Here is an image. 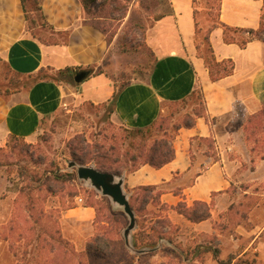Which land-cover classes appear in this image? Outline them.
I'll use <instances>...</instances> for the list:
<instances>
[{
	"label": "rangeland",
	"instance_id": "obj_1",
	"mask_svg": "<svg viewBox=\"0 0 264 264\" xmlns=\"http://www.w3.org/2000/svg\"><path fill=\"white\" fill-rule=\"evenodd\" d=\"M261 1L259 37L264 40V0ZM217 5V0H195L201 36L217 21ZM25 9L26 27L36 39L46 43L62 41L42 26L33 0H25ZM168 13L167 0H95L90 13L80 7V25L94 33L87 31L85 37L98 59L87 70L91 75L104 74L115 88L146 81L154 65L147 34L155 20ZM1 69L0 93L28 85L27 80L7 72L4 65ZM81 71L86 70L82 67L68 77H59L73 90L74 75ZM198 91L193 99L169 105L159 118L172 117L176 123L179 113L185 109L192 114L195 102L198 105L194 109L201 104ZM69 93L61 110L41 124L33 143L8 138L5 145H0V264H264V228H261L264 210H255L257 205L264 207L260 196L264 194V166L260 165L264 157V110L245 127L244 139L249 151L243 152L246 162L236 171V183L231 188L234 210H216L214 218H209L212 232L198 233L183 219H169L168 214H179L167 206L150 202L143 210L138 200L142 192L125 189L137 222L131 232L132 246L135 250H148L161 244L156 253L140 256L125 247L122 233L128 219L122 209L78 180L76 169L68 165L79 164L72 156V148L77 146L75 140L79 138L91 147L100 146L99 153L107 152L111 146L119 147L121 155L129 141L132 142V135L115 121L110 104L75 103ZM23 142L30 146H23ZM205 152L209 156L213 154L205 150L203 156ZM99 153L94 149L91 157L97 158ZM202 161L204 157L196 159V167ZM85 166L97 169L94 162ZM117 168L123 170L124 165ZM49 172L72 174L73 180L65 185H53L45 181L50 178ZM35 178L46 183L34 185L31 182ZM240 190L254 195L237 198ZM76 206L95 209L91 229L62 219L66 209ZM237 226L245 233H238ZM96 234L107 240L108 244L97 246L108 248L106 258L86 253L85 245ZM56 238L60 243H55ZM151 243L157 245L151 247Z\"/></svg>",
	"mask_w": 264,
	"mask_h": 264
},
{
	"label": "crops",
	"instance_id": "obj_2",
	"mask_svg": "<svg viewBox=\"0 0 264 264\" xmlns=\"http://www.w3.org/2000/svg\"><path fill=\"white\" fill-rule=\"evenodd\" d=\"M38 1L45 29L50 35L60 36L61 42L36 39L26 27L21 1L0 0V77L4 65L15 77L29 81L25 88L15 87L10 93L0 95V145H5L11 137L33 143L41 124L61 110L69 92L75 103L100 106L112 102L115 121L125 129L137 130L151 126L169 105L187 101L199 89L207 118L196 117L193 127L179 129L173 140V161L159 169L142 165L132 173H124L123 186L130 191L157 187L163 190L160 205L169 208L180 202L188 207L197 202L206 203L211 205V218L216 210H234L231 188L236 183V171L246 162L243 152L249 151L244 139L245 127L264 110V43L253 40L240 48L225 43L222 29H212L209 43L215 60H231L234 65L230 76L212 82L195 47L192 0H167L170 13L155 22L147 34L155 61L146 81L131 82L120 89L104 74H96L69 90L59 76L65 78L82 67L87 70L94 65L97 55L85 37L87 31L94 33L80 25L77 0ZM262 10L261 0H221L218 20L230 28L257 31ZM66 70L69 72L60 75ZM198 138L213 140L217 162L206 152L202 155L207 147L195 140ZM191 155L197 160L204 157L205 161L198 167L191 166ZM201 164L207 168L196 177ZM260 165L264 166V157ZM249 194L254 195L248 190L236 193L237 198ZM260 196L264 203V194ZM66 210L64 222L92 228L96 218L93 207ZM255 210L264 207L257 205ZM168 217L183 219L198 233L213 231L210 219L192 223L181 215L168 214ZM261 226L263 229L264 223ZM236 231L245 233L241 226Z\"/></svg>",
	"mask_w": 264,
	"mask_h": 264
},
{
	"label": "trees",
	"instance_id": "obj_3",
	"mask_svg": "<svg viewBox=\"0 0 264 264\" xmlns=\"http://www.w3.org/2000/svg\"><path fill=\"white\" fill-rule=\"evenodd\" d=\"M20 1L23 6L25 20H27L25 0H20ZM33 1L37 6V11L40 13V17L43 23L42 26H43L45 25V22L43 19V15L41 13L42 8L38 0H33ZM77 1L82 11L90 13L91 6L95 0H77ZM217 1H218V5L215 10L217 12L216 14L217 21L213 23V26L210 28V30H208L204 34V36H201V29L199 28L197 21L195 23L196 51L199 57L203 59L204 64L209 73V78L212 82L230 76L234 69V65L231 60L223 61V62H217L215 60L209 43V33L212 29L221 28L223 31L225 43L237 44L240 48H245V46L253 40H260L264 43V40H261V38L259 37V33H260L259 29L257 31H253V30L230 28L225 24L221 23L218 20L221 0H217ZM192 2H193V9L196 20L197 10L194 8L195 0H192ZM168 7H169V3H168ZM166 15H162L157 20H155V22L162 19ZM245 34H247L248 36H245ZM150 53L151 56L154 57L151 50ZM154 61H155V57H154ZM5 68L7 72L12 74L7 67ZM67 72H69V70L60 72V75ZM85 72L88 74V76L91 75L90 70H86ZM122 87H120V89H122ZM10 91L11 90H6L4 94L10 93ZM4 94L0 93V95L2 96ZM193 95L189 99H193L194 98ZM197 95H198L197 99H199L201 102L199 106L200 109L199 108L194 109L198 105L196 104L197 102H195L194 108L192 109L193 110L192 114L188 113L185 109L184 112L182 111L181 113H179V117L176 119V123L172 122L173 119L172 117L169 118L162 117V118H158L151 126L144 129H137V130L125 129L127 133L132 135L131 136L132 142L129 141V144H127L126 149L124 150L125 152L123 151L121 155L118 153L119 147L111 146L109 149L106 150L107 152L99 153L100 150H102L100 146L97 145L96 147H91L90 145L85 143L86 141L82 140V138H79L75 140V144H77V146L72 148V156L80 165H85V164L89 165L91 164V162H94L96 168L99 169V171L114 172V174L116 175H122L124 173L125 174L132 173L142 165H149L152 168L159 169L164 165L173 161L175 157L173 140L175 139L179 129L191 128L194 125V120L196 117H205V106L203 104V97L200 90L197 92ZM109 104L113 107L112 102ZM206 118L207 117H205V119ZM11 139H13L16 142L23 141L21 139H17L13 137H11ZM195 140L200 145H205L207 147L208 153L209 152L213 153L211 156H208L213 159V162L218 161V156L214 152V142L212 139L198 138ZM23 146L29 147L30 145L23 142ZM94 149L100 155L97 158L96 156L91 157V151ZM190 159H191V166H194L196 158L191 155ZM121 164L124 165L123 170L117 168V166ZM206 168L207 166L201 164L196 174V177L201 175ZM47 175H50L49 176L50 178H46L45 181L48 183H53V185H65V183H68L73 180L72 174L49 172L47 173ZM46 182H42V183H46ZM31 183L36 185L37 183H41V180L40 178H38V180L37 178H35V180ZM135 190L132 191L142 192L143 194L142 197L138 198V200H140L141 202L140 203L141 209L144 210L150 202L160 206L159 197L163 193V190L157 187H141ZM55 192L56 190H52V193ZM175 194H179V193L175 192ZM162 206L163 205H161V207ZM210 206L206 203L197 202L193 204V207H188L185 203L180 202L176 207H172V208L175 211H177L179 215L183 216L186 220L192 223H200L203 221H207L210 218L211 216ZM27 211H31V210H27ZM52 237L50 238V240L51 239L53 240ZM54 241L55 243H60V240L57 238ZM104 243L108 244L107 240H103V236H100L99 234L94 235L90 240V242L86 245V249H85L86 253L92 257L106 258L107 256H109L108 254H106L108 248H102V249L97 248V246L102 247L101 245H103ZM156 245L157 244H153V243L150 244L151 247H154ZM220 264H224V263H220Z\"/></svg>",
	"mask_w": 264,
	"mask_h": 264
},
{
	"label": "water",
	"instance_id": "obj_4",
	"mask_svg": "<svg viewBox=\"0 0 264 264\" xmlns=\"http://www.w3.org/2000/svg\"><path fill=\"white\" fill-rule=\"evenodd\" d=\"M88 74L84 71L78 72L74 76V83H82ZM69 168L76 169V175L78 180L84 182L90 188H93L101 196L110 200L111 204L115 207L121 208L123 213L128 219V226L122 233L125 247L132 253L141 255L147 252L157 250L161 247V244L153 249L148 250H135L132 246L131 232L135 230L137 226L135 212L132 210L128 195L125 192L123 186V177L114 173L102 172L95 169L93 166L80 165L74 162H70Z\"/></svg>",
	"mask_w": 264,
	"mask_h": 264
}]
</instances>
